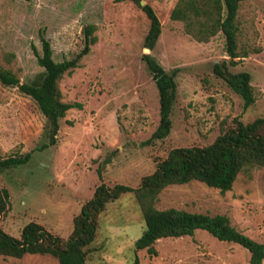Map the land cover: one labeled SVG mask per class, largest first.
I'll return each instance as SVG.
<instances>
[{"label": "rangeland", "instance_id": "1", "mask_svg": "<svg viewBox=\"0 0 264 264\" xmlns=\"http://www.w3.org/2000/svg\"><path fill=\"white\" fill-rule=\"evenodd\" d=\"M142 1L162 26L149 53L167 72L176 71L177 84L171 132L148 144L160 108L158 90L142 60L150 22L139 6L129 0H0V66L21 82L43 70L35 53L42 54L41 36L56 62L82 50L86 27L92 26L96 37L80 66L59 81L62 101L82 108L69 110L60 121L54 146L42 149L48 143L47 126L35 101L0 83V160L31 154L27 164L0 172V187L9 195L0 219L6 233L19 238L22 228L35 222L66 239L73 219L102 182L137 187L170 150L210 145L235 119L248 124L264 118V0L240 4L237 43L244 57L229 65L230 72L251 76L255 102L248 108L213 73L215 64L229 59L223 36L199 42L187 34L184 23L170 18L178 0ZM155 207L224 215L237 230L264 244V167L245 169L225 193L198 181L170 185ZM144 231L135 195H121L99 215L86 264H131L135 255L140 264H251L246 249L202 230L158 240L156 256L135 252L134 243ZM0 264L58 261L48 255H0Z\"/></svg>", "mask_w": 264, "mask_h": 264}, {"label": "trees", "instance_id": "2", "mask_svg": "<svg viewBox=\"0 0 264 264\" xmlns=\"http://www.w3.org/2000/svg\"><path fill=\"white\" fill-rule=\"evenodd\" d=\"M121 2L125 0H114ZM139 6L149 19L150 26L145 37L144 48L152 51L161 35V22L153 8L142 5V0H129ZM246 0H178L171 11L173 21L184 23L185 32L199 42H208L221 34L228 60L213 66V73L222 79L243 100L244 108L255 102L251 76L247 72L232 73L229 65H236L235 59L244 57L238 52L237 35L239 32L237 17L240 4ZM94 28L84 29V47L74 57L56 62L52 57L49 41L41 36L42 54L36 53L37 62L43 70L29 82H21L9 69L0 66V83L17 87L37 104L46 120L48 143L42 149L57 143L60 121L74 108L81 109L79 103L62 101L59 81L65 74L80 66V61L96 42L92 36ZM151 73L159 95L160 121L150 139L145 142L163 140L171 132V115L176 97V71L167 72L150 54L142 56ZM264 118L243 124L235 119L234 126L219 135L207 146L179 147L170 150L168 155L157 162L155 171L142 178L137 187L105 183L98 185L92 198L81 208L73 219V230L68 238L56 236L41 225L30 222L14 237L6 233L0 225V255L22 258L24 255H48L58 264H86L88 247L95 239L99 227V215L107 204L117 200L125 193H133L142 210L145 231L134 243V251L146 250L148 255L156 256L155 244L163 238L193 236L202 230L219 241L240 245L250 253L251 264H262L264 244L254 241L235 227L224 215L211 216L176 208L159 210L155 207L160 192L170 185H184L198 181L207 187L225 193L232 189L238 175L248 168L264 167ZM31 154L10 156L0 160V172L23 166L30 160ZM102 179V175L98 172ZM8 192L0 187V219L8 209ZM131 264H140L137 255Z\"/></svg>", "mask_w": 264, "mask_h": 264}, {"label": "water", "instance_id": "3", "mask_svg": "<svg viewBox=\"0 0 264 264\" xmlns=\"http://www.w3.org/2000/svg\"><path fill=\"white\" fill-rule=\"evenodd\" d=\"M141 4H142V5H145V3H144L143 1L141 2ZM145 51H146L147 53L150 52L149 49H147V48H145Z\"/></svg>", "mask_w": 264, "mask_h": 264}]
</instances>
